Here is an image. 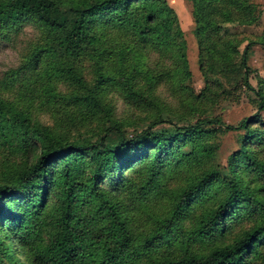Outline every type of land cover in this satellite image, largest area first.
Masks as SVG:
<instances>
[{"label": "trees", "instance_id": "trees-1", "mask_svg": "<svg viewBox=\"0 0 264 264\" xmlns=\"http://www.w3.org/2000/svg\"><path fill=\"white\" fill-rule=\"evenodd\" d=\"M190 1L200 52L211 47L222 58L234 49L221 44L226 24L259 18L258 10L247 9L251 0ZM23 19L38 37L9 77L26 79L29 100L38 98L57 117L54 126L44 125L32 115L31 103L19 108L0 94V148L21 154L0 176V264H264V153L262 147L245 148L259 134L252 127L264 128V92L247 80L249 43L241 68L246 87L259 98L255 112L237 123L207 116L184 125L157 113L128 135L105 89L113 84L128 102H141L145 93L152 95L158 77L145 76L151 69L144 64L129 68L127 54L119 64L116 49L140 55L147 44L175 46L181 29L166 0H0V31L15 29ZM83 54L100 72L116 76L87 82L78 65ZM184 55L180 49L179 70H157L177 92L185 88L177 78L187 71ZM103 110V127L90 129L96 139L69 131L72 122L91 120ZM166 122L168 127H158ZM214 126L247 130L223 173L210 165L211 149L200 142ZM172 155H182L173 162L187 164L184 182L162 213L143 219L133 205L144 206L147 194L162 184ZM205 199V207L193 212ZM48 221L51 234L37 238Z\"/></svg>", "mask_w": 264, "mask_h": 264}, {"label": "rangeland", "instance_id": "rangeland-1", "mask_svg": "<svg viewBox=\"0 0 264 264\" xmlns=\"http://www.w3.org/2000/svg\"><path fill=\"white\" fill-rule=\"evenodd\" d=\"M167 4L174 11L181 35L176 39L175 46L164 49L169 42L161 43L158 48L153 44H147L145 50H140V55L132 52H118L119 64L122 62L123 56L129 55L126 60L129 68L133 67L135 62L139 65H146L149 70L145 76H153L156 82L155 90L152 95L145 93L141 98V102L134 100L128 102L120 88L111 84L107 86L104 96L107 102L111 103L114 115L123 121V128L128 135L133 134L136 130L142 129L146 123L152 119V115L159 113L163 119L172 121L178 125L186 124V121H195L200 117L215 116L226 123H237L242 117H245L256 111L259 98L257 95L245 85L244 70L241 68L242 50L249 43L247 54V80L256 89L264 92V0H251L247 9L258 10L259 18L253 24H226L228 30H224V37L221 44L227 43L226 47L233 46L234 49L222 58L218 52H214L211 47L200 52L198 37L194 32V19L192 15V4L190 0H166ZM175 27L170 25L171 30ZM170 35V32H169ZM38 37L37 29L26 19H23L15 29H4L0 31V94L7 102L15 103L22 108L29 103L32 104V115L41 121L44 125H55L57 113L54 108H45L39 106L38 98L33 97L30 101L31 93L27 90L26 79L21 80L20 76L15 79L9 77L11 69L19 67L22 63L24 54H26L30 45ZM115 39V35H110ZM115 41V40H114ZM180 49L184 51L187 71L180 72L178 79H183L181 88L182 92L171 88L166 80V76H159L157 70L171 72L172 69L179 70L178 64ZM201 54V55H200ZM83 54L78 58L83 78L89 83H95L102 76L111 75L115 77L111 71L100 72L96 66L94 59L89 55ZM200 58L202 60H200ZM202 63V64H201ZM201 64V65H200ZM175 67V68H174ZM137 68H143L138 66ZM136 68V69H137ZM153 68V69H152ZM25 75H30L26 73ZM21 80V81H20ZM158 97H156V96ZM149 99H144V97ZM180 96H184L185 102H182ZM156 98V99H154ZM44 110H43V109ZM103 112H97L91 120L74 121L70 124L69 131L76 130L80 132V137L84 140H93L98 134L91 133V128L95 130L103 127L100 123V117ZM264 117V110L261 111ZM188 121V122H189ZM107 125V122H106ZM168 122L160 124L158 127H168ZM259 134H253L249 141L245 144V148L251 150L255 147H262L261 153H264V128L261 125H254ZM91 131V132H90ZM246 129L223 130L216 126L209 131V134L200 140L210 147L214 168L225 172L231 161L232 154L242 147V137H244ZM115 135H111L109 140H114ZM72 139V138H70ZM189 144L185 143V148ZM0 176L7 175L9 169L20 161L21 154L14 147L3 150L0 148ZM182 155H172L168 159L165 171L167 174L162 184L147 194V201L144 206L134 204L133 210L142 213L143 219L147 215L162 213L168 203L171 192L179 185L183 184V180L187 172V164L173 162L181 158ZM89 159H92L91 156ZM196 165L192 167L195 169ZM199 173L193 170L192 174ZM52 188V185H50ZM41 196H38V198ZM198 197L196 196L195 199ZM208 199L196 203L193 206V212H199L207 204ZM53 223L48 221L36 234L37 238H47L52 232Z\"/></svg>", "mask_w": 264, "mask_h": 264}]
</instances>
